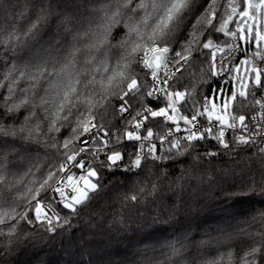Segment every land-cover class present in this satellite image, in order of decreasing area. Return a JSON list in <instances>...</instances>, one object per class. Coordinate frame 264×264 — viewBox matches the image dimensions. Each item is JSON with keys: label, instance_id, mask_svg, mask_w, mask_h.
Here are the masks:
<instances>
[{"label": "snow or ice", "instance_id": "obj_1", "mask_svg": "<svg viewBox=\"0 0 264 264\" xmlns=\"http://www.w3.org/2000/svg\"><path fill=\"white\" fill-rule=\"evenodd\" d=\"M116 173L137 194L105 225ZM101 231L128 242L105 264H264V0H0V264Z\"/></svg>", "mask_w": 264, "mask_h": 264}, {"label": "trees", "instance_id": "obj_2", "mask_svg": "<svg viewBox=\"0 0 264 264\" xmlns=\"http://www.w3.org/2000/svg\"><path fill=\"white\" fill-rule=\"evenodd\" d=\"M187 77L193 80V83L199 81L205 87L209 82L207 75V65H201L199 62H194V65L185 73ZM259 95V94H258ZM115 103V101H113ZM240 101H237L239 104ZM107 119L115 122V117L109 115ZM211 150L209 145L205 144L200 148L201 152ZM248 154L241 153V163L246 162L245 158ZM47 158L43 155L39 160L25 165L22 168L14 169V175L10 177L18 182L20 192L17 194L21 197H26L29 189L39 187V182L42 180L41 172L46 173L44 161ZM215 163L224 164L232 162L228 157H212ZM29 168L32 169L31 174H28ZM107 175V174H106ZM108 180L111 181L107 194L93 205L92 219L101 220L105 223L111 220L113 216L119 213L121 200L124 196H131L137 194L132 180H125L124 176L120 173L116 175H108ZM43 195V192L41 193ZM249 205L247 203L237 205L236 208L239 212H246ZM23 211V205L20 208ZM75 227H83V222ZM82 233H76L72 236L69 233L56 237L51 241H40L33 247L31 244L23 245L16 255L11 258V264H80L81 261H92V264H105L108 256L113 261H120L124 254L125 249L128 247L127 241L117 242L112 239L109 242V236L106 232L101 231L98 236L94 238L95 243L90 247L82 248L77 242L78 237ZM235 250V249H234ZM39 253L37 257L36 254ZM119 253V254H117ZM237 262L239 257L236 258Z\"/></svg>", "mask_w": 264, "mask_h": 264}]
</instances>
